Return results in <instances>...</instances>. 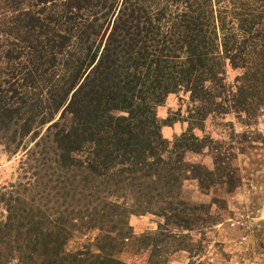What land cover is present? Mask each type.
<instances>
[{"label": "trees", "instance_id": "1", "mask_svg": "<svg viewBox=\"0 0 264 264\" xmlns=\"http://www.w3.org/2000/svg\"><path fill=\"white\" fill-rule=\"evenodd\" d=\"M179 92L189 126L168 140L157 107ZM262 102L264 0H0V146L20 156L0 264H130L134 213L191 229L186 155L214 148L195 129Z\"/></svg>", "mask_w": 264, "mask_h": 264}, {"label": "rangeland", "instance_id": "2", "mask_svg": "<svg viewBox=\"0 0 264 264\" xmlns=\"http://www.w3.org/2000/svg\"><path fill=\"white\" fill-rule=\"evenodd\" d=\"M239 74L240 70L228 66L227 83L234 84ZM188 103V94L179 92L170 94L157 107L159 119L168 120L169 125L162 127L168 140L188 128ZM204 124V129H195V133L208 135L214 148L186 155V160L199 168L191 167V179L184 182L179 194L187 209L197 207L196 222L188 230L181 225H167L165 217L158 214H132L129 223L133 234L143 239L132 241L129 251L121 254L124 261L264 264V102L254 117L245 113L214 114ZM219 152L224 153L222 177L210 174L216 169L215 154ZM19 161V155L11 156L0 146L1 185L18 180ZM96 234L92 231L79 235L70 245L83 246Z\"/></svg>", "mask_w": 264, "mask_h": 264}]
</instances>
